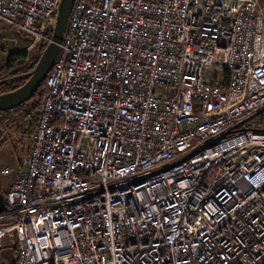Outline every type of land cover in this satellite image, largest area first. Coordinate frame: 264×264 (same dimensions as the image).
I'll use <instances>...</instances> for the list:
<instances>
[{
	"label": "built area",
	"instance_id": "obj_1",
	"mask_svg": "<svg viewBox=\"0 0 264 264\" xmlns=\"http://www.w3.org/2000/svg\"><path fill=\"white\" fill-rule=\"evenodd\" d=\"M61 0H0L49 43ZM227 73V74H226ZM0 214L15 264H264L260 0H76ZM250 123V122H249Z\"/></svg>",
	"mask_w": 264,
	"mask_h": 264
},
{
	"label": "trees",
	"instance_id": "obj_2",
	"mask_svg": "<svg viewBox=\"0 0 264 264\" xmlns=\"http://www.w3.org/2000/svg\"><path fill=\"white\" fill-rule=\"evenodd\" d=\"M47 43H42L39 52L32 57V59L20 68L14 70L11 74L7 71L0 72V94L12 91L22 84H24L31 76L32 71L37 65L41 54ZM26 53H12L9 56L7 62V68H11L15 58L25 57ZM4 67H1L3 70ZM227 74V73H226ZM47 78L42 82L40 88L35 93L34 97L29 101L22 103L21 105L5 111H0V130L14 132L15 137L18 139L20 144L27 142L28 145L31 143V138L35 133L37 122L40 118L43 100L45 95L48 93ZM248 122H253L258 130L264 131V110L255 115L254 118ZM23 162L20 163L22 166ZM6 189L2 193L7 196ZM5 211L8 208L5 207ZM0 264H15V249L13 247H5L0 255Z\"/></svg>",
	"mask_w": 264,
	"mask_h": 264
},
{
	"label": "rangeland",
	"instance_id": "obj_3",
	"mask_svg": "<svg viewBox=\"0 0 264 264\" xmlns=\"http://www.w3.org/2000/svg\"><path fill=\"white\" fill-rule=\"evenodd\" d=\"M260 2L264 7V0H260ZM40 46L41 43L27 40V37L22 35L16 28L0 21V72L8 70L7 73L11 74L14 70L29 62L39 52ZM16 52L19 54L26 53V56L15 58L11 68L4 67L7 65L10 54ZM1 67H4V69L2 70ZM249 124L254 126L253 122H246L241 125V128L244 129ZM14 134L10 130L4 132L0 130V189L3 192L12 176L2 175L1 168L4 165H10L12 167L20 166V163L23 162L29 151L27 142L20 144Z\"/></svg>",
	"mask_w": 264,
	"mask_h": 264
},
{
	"label": "water",
	"instance_id": "obj_4",
	"mask_svg": "<svg viewBox=\"0 0 264 264\" xmlns=\"http://www.w3.org/2000/svg\"><path fill=\"white\" fill-rule=\"evenodd\" d=\"M76 0H61L55 19L51 41L44 48L30 78L18 88L0 94V111L13 109L34 97L47 78L61 50L70 15ZM28 40V38H27ZM6 198L0 189V214L5 211Z\"/></svg>",
	"mask_w": 264,
	"mask_h": 264
},
{
	"label": "crops",
	"instance_id": "obj_5",
	"mask_svg": "<svg viewBox=\"0 0 264 264\" xmlns=\"http://www.w3.org/2000/svg\"><path fill=\"white\" fill-rule=\"evenodd\" d=\"M260 6H262V5H261V2H260ZM262 7H263V6H262ZM18 167H21V165H20V166H18ZM9 181H11V180H9ZM9 181H8V183L10 184V182H9ZM9 184H8V186H6V189H8V188H9ZM6 189H5V190H6Z\"/></svg>",
	"mask_w": 264,
	"mask_h": 264
}]
</instances>
